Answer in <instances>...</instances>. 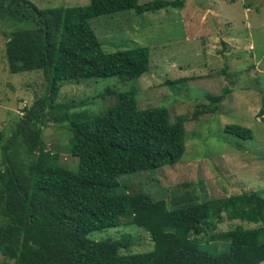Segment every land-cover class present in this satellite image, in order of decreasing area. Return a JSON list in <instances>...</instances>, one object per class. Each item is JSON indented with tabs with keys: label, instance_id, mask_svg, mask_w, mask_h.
Returning a JSON list of instances; mask_svg holds the SVG:
<instances>
[{
	"label": "trees",
	"instance_id": "16d2710c",
	"mask_svg": "<svg viewBox=\"0 0 264 264\" xmlns=\"http://www.w3.org/2000/svg\"><path fill=\"white\" fill-rule=\"evenodd\" d=\"M181 2L89 0L85 6L40 9L29 0H0V14L15 19L31 16L35 25L6 32L5 58L11 72L42 70L48 80L44 98L51 103L67 81L112 75L137 78L148 70L149 48L107 51L90 20L120 11L137 14L177 7ZM42 99L28 108L27 120H21L16 131L3 140L0 216L7 221L0 227V254L4 256L0 264L264 262V190L203 201L187 198L175 208H169L165 198L141 188L130 192L126 185L117 191L119 175L141 174L179 159L185 146L184 116L172 120L165 107L139 109L132 90L121 92L117 104L105 114L88 119L79 113L83 119L69 125L66 150L78 158L74 171L58 162L57 151L45 148L41 128L28 125L45 105ZM224 129L252 138L251 128L239 123L227 124ZM16 136L21 138L28 159L21 153L12 156L9 149ZM17 157L24 163L17 162ZM224 217L254 225L237 223L228 230H216ZM122 223L146 231L153 248L123 253L121 249L139 241L138 235L130 233L117 238L89 236ZM221 240L228 242L227 249L210 252L201 247L203 241Z\"/></svg>",
	"mask_w": 264,
	"mask_h": 264
},
{
	"label": "rangeland",
	"instance_id": "374dc122",
	"mask_svg": "<svg viewBox=\"0 0 264 264\" xmlns=\"http://www.w3.org/2000/svg\"><path fill=\"white\" fill-rule=\"evenodd\" d=\"M29 1L40 9L89 4V0ZM181 3L156 11L136 14L127 10L92 18L90 24L105 50L148 47V70L132 79L112 75L67 81L52 103L44 98L48 80L42 70L11 72L5 58L6 32L32 28L34 20L31 16L15 19L0 14V162L3 140L16 131L21 120H27L24 116L28 108L43 97L45 105L41 109L38 105L28 125L41 128L45 148L59 153L60 164L77 170L78 158L66 150L71 122L83 119L77 116L79 113L88 119L105 114L117 104L119 93L132 90L137 108L165 107L172 120L186 118L185 146L173 164L141 174L119 175L117 191L126 185L130 192L141 188L156 198H165L169 208H175L187 198L203 201L264 190V0ZM216 97L220 99L215 101ZM230 123L250 127L252 138L226 132L224 127ZM20 141L17 137L9 150L14 152L12 156L21 153L28 159ZM15 160L24 163L21 157ZM0 167L4 165L0 163ZM6 221L0 216V227ZM237 223L254 225L224 217L216 230H228ZM143 231L122 223L89 236L102 239L123 233L138 235L139 241L121 249L132 253L153 248L150 236ZM201 247L216 252L229 244L203 241ZM3 258L0 254V262Z\"/></svg>",
	"mask_w": 264,
	"mask_h": 264
}]
</instances>
